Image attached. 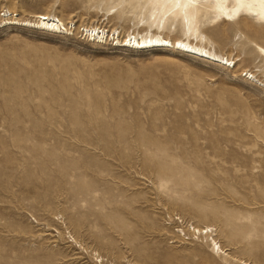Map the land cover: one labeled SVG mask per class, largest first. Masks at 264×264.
I'll list each match as a JSON object with an SVG mask.
<instances>
[{
    "label": "rangeland",
    "instance_id": "obj_1",
    "mask_svg": "<svg viewBox=\"0 0 264 264\" xmlns=\"http://www.w3.org/2000/svg\"><path fill=\"white\" fill-rule=\"evenodd\" d=\"M148 4L0 0L68 29L0 17V264H264V23L199 24L227 67L81 31L144 35Z\"/></svg>",
    "mask_w": 264,
    "mask_h": 264
},
{
    "label": "bare ground",
    "instance_id": "obj_2",
    "mask_svg": "<svg viewBox=\"0 0 264 264\" xmlns=\"http://www.w3.org/2000/svg\"><path fill=\"white\" fill-rule=\"evenodd\" d=\"M148 3L147 18L143 21L145 27L144 35L126 34L122 40H119L118 37L115 38L114 32H108L98 27H83L81 31L93 43H103L111 34L113 46L135 48L136 50H147V48H150V50H161L169 48L182 55L186 53L188 57L204 59L217 66L227 67L231 64L229 59L217 56L207 51L204 46L202 47L200 44H197L203 41V36L199 32V24L202 22L207 23L209 20H218L221 24L228 25L230 22L247 15H254L257 21L264 23V0H148ZM15 16L10 11L0 13V17L3 18L1 23L3 25H24L25 27L37 28L45 32L63 33L64 31H68L64 27L63 22L55 16L37 14L34 16L35 20L33 22L29 20L17 21L14 18ZM165 22H169V27L177 23L180 27L179 30H181L182 35L186 39L178 38L172 40L169 37L161 36V32H156L155 30L159 26L163 28ZM153 27L156 29L153 30ZM214 28L213 26L211 30L208 29L210 33L215 30ZM193 40H195V43ZM252 46L258 56L264 60V47L256 44H252ZM234 68L235 64L232 65V69ZM244 72L242 71V73ZM245 75L254 79L247 72ZM256 81L258 82V80ZM209 228L210 226H204L201 230L193 228V231L207 234ZM210 238L213 247H217V250L224 254L225 252L218 242L214 238ZM241 263L248 264L244 261H241Z\"/></svg>",
    "mask_w": 264,
    "mask_h": 264
}]
</instances>
